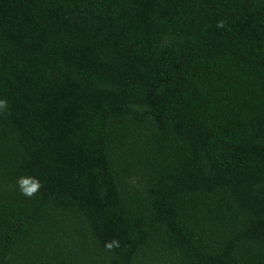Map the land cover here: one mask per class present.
<instances>
[{"label":"trees","instance_id":"obj_1","mask_svg":"<svg viewBox=\"0 0 264 264\" xmlns=\"http://www.w3.org/2000/svg\"><path fill=\"white\" fill-rule=\"evenodd\" d=\"M0 100V264H264V0H0Z\"/></svg>","mask_w":264,"mask_h":264},{"label":"clouds","instance_id":"obj_2","mask_svg":"<svg viewBox=\"0 0 264 264\" xmlns=\"http://www.w3.org/2000/svg\"><path fill=\"white\" fill-rule=\"evenodd\" d=\"M222 26V25H218ZM7 107L6 102L4 100H0V111L4 110ZM111 247V245H109Z\"/></svg>","mask_w":264,"mask_h":264}]
</instances>
